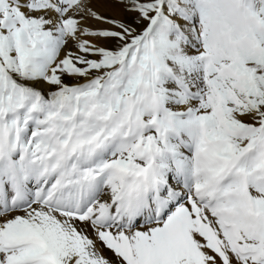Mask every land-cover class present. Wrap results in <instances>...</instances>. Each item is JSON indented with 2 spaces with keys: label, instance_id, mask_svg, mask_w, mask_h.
Returning a JSON list of instances; mask_svg holds the SVG:
<instances>
[{
  "label": "snow or ice",
  "instance_id": "6c2138e0",
  "mask_svg": "<svg viewBox=\"0 0 264 264\" xmlns=\"http://www.w3.org/2000/svg\"><path fill=\"white\" fill-rule=\"evenodd\" d=\"M0 264H264V0H0Z\"/></svg>",
  "mask_w": 264,
  "mask_h": 264
},
{
  "label": "bare ground",
  "instance_id": "6f19581e",
  "mask_svg": "<svg viewBox=\"0 0 264 264\" xmlns=\"http://www.w3.org/2000/svg\"><path fill=\"white\" fill-rule=\"evenodd\" d=\"M102 11H104V9H101ZM105 14H109L108 12H105Z\"/></svg>",
  "mask_w": 264,
  "mask_h": 264
}]
</instances>
